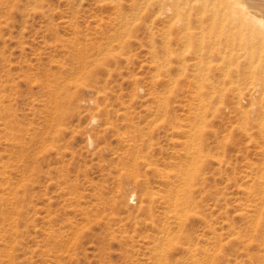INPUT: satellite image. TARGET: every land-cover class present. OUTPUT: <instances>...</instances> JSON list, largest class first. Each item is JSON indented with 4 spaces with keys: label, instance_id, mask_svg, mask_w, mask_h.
Listing matches in <instances>:
<instances>
[{
    "label": "rangeland",
    "instance_id": "rangeland-1",
    "mask_svg": "<svg viewBox=\"0 0 264 264\" xmlns=\"http://www.w3.org/2000/svg\"><path fill=\"white\" fill-rule=\"evenodd\" d=\"M108 3L0 0V83L38 140L21 155L0 131V264H264V124L229 80L208 83L214 61L201 102L194 61L153 51Z\"/></svg>",
    "mask_w": 264,
    "mask_h": 264
},
{
    "label": "bare ground",
    "instance_id": "bare-ground-1",
    "mask_svg": "<svg viewBox=\"0 0 264 264\" xmlns=\"http://www.w3.org/2000/svg\"><path fill=\"white\" fill-rule=\"evenodd\" d=\"M108 1L110 4L112 3V7L114 8L113 12L115 13L117 24L121 25L122 27H127L128 25H130L131 28L135 30V33L138 36L146 32V34L143 35L141 39H146L150 43V46L153 48V51L155 50V47L157 45L161 44V47L163 48L162 56L165 59L172 58L173 56H176L177 58L179 57V59H181L180 61H182L183 63V66L184 64L187 65V60L194 61L192 65L195 66V68L197 67L196 70L198 69L200 74L202 71L201 76L196 80V87L198 89L196 91L201 98H199L201 102L206 103L211 100V97H204L202 89L203 86L207 85L208 83L211 85L214 84L215 86L216 82L224 84L226 80H229L232 85L231 89L232 91L234 90L233 93H235L236 96V103H238V105H242V101L246 100L248 110L250 114H252V117L258 118L261 121V124H264V0ZM109 8L112 9L111 7ZM116 29L118 30V28ZM118 31L120 32V29ZM115 39H117V37ZM112 42L113 41L110 40L108 44H105L108 46V51H106V53L115 49L112 46ZM205 61L207 62L206 68L204 67ZM212 61H214V83H212V80L207 83L206 80H209L211 78L209 72V63H211ZM161 66L162 65L159 64L157 66L159 71L161 69ZM180 70L184 71L185 68L180 67ZM166 71L169 72L167 67L165 68L164 72ZM165 75L168 74L165 73ZM196 75L198 77L197 73ZM194 89H192V91ZM244 93H246V96L244 95ZM221 94L222 93H220V96ZM42 96L43 99L41 100H43L44 107L47 108V111L49 112V118L47 122L48 124L46 126L47 129L45 131L47 134H49L54 127V120L57 117L55 115L57 109L55 102L56 99L51 91ZM164 96H166V94ZM165 98H167V96ZM199 99L197 102L200 103ZM161 101L163 102V99ZM14 102L12 96L2 88V84L0 83V131L3 132L9 146L14 148L13 153L17 152V154L24 155V151L28 149L27 147H29L30 145L33 146L38 141L34 138L37 134L35 133L36 131L34 129L32 132H30V130L28 131V129L26 130V133L24 132L26 128H24V126H22L21 122L19 121V115L17 112L18 108L15 106L16 104H14ZM201 112L203 113V111ZM93 118L97 119L95 117ZM43 140L44 139L42 136L39 141L43 142ZM193 147L191 148L193 149ZM1 155L2 154L0 153V156ZM5 168L3 169L6 170ZM184 171H186V169H184ZM183 174H185V176L183 175L184 184L179 186L174 185V191L171 192L170 195L171 199L173 200V207L176 212L174 211V209L171 211H174L176 214L180 207L186 209V207L189 206V197L193 193V187L190 183V180H192V176L196 177L195 175L190 176L186 175V173ZM22 180L23 177L21 181ZM2 193L4 192L2 191L1 194ZM10 198L12 197L9 196V200H13ZM167 214L169 213L167 212ZM4 217V211L0 209V221ZM181 219L182 218H180V220L178 219L179 221H176H183V219ZM183 222L179 224H183ZM171 228H174V226ZM161 233L162 235L158 237L167 240L168 243L172 240L171 235L175 234H168V232H166V229L161 231L160 234ZM215 244H221V239L216 237V239L214 240V245ZM262 244H264V242H262ZM261 249L263 250V247ZM158 254L161 256L165 255L163 252ZM160 259H162V257L159 258V260Z\"/></svg>",
    "mask_w": 264,
    "mask_h": 264
}]
</instances>
